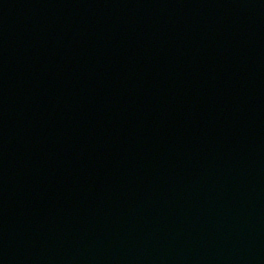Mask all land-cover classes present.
Instances as JSON below:
<instances>
[{
    "label": "water",
    "instance_id": "obj_1",
    "mask_svg": "<svg viewBox=\"0 0 264 264\" xmlns=\"http://www.w3.org/2000/svg\"><path fill=\"white\" fill-rule=\"evenodd\" d=\"M0 264H264V0H0Z\"/></svg>",
    "mask_w": 264,
    "mask_h": 264
}]
</instances>
